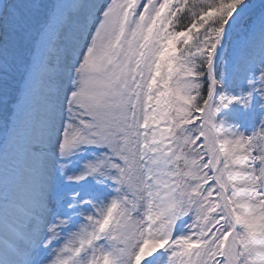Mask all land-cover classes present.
I'll return each instance as SVG.
<instances>
[{
  "label": "snow or ice",
  "instance_id": "6c2138e0",
  "mask_svg": "<svg viewBox=\"0 0 264 264\" xmlns=\"http://www.w3.org/2000/svg\"><path fill=\"white\" fill-rule=\"evenodd\" d=\"M253 93L264 0H0V264H264Z\"/></svg>",
  "mask_w": 264,
  "mask_h": 264
},
{
  "label": "bare ground",
  "instance_id": "6f19581e",
  "mask_svg": "<svg viewBox=\"0 0 264 264\" xmlns=\"http://www.w3.org/2000/svg\"><path fill=\"white\" fill-rule=\"evenodd\" d=\"M246 50H248L246 48ZM237 90V87H231L230 92H233ZM238 102H233L226 107V117L224 120V126L225 127H231L234 129H238L241 132L246 133V130L249 129V134L257 128H259L262 124H264V108L260 107V105L253 104V108L247 107V109L241 110V106L239 108L235 109V104ZM234 105V106H233ZM234 109V110H233ZM234 111V112H233ZM233 117V121H231V117ZM230 120V121H229ZM164 264H167V258H165Z\"/></svg>",
  "mask_w": 264,
  "mask_h": 264
},
{
  "label": "rangeland",
  "instance_id": "374dc122",
  "mask_svg": "<svg viewBox=\"0 0 264 264\" xmlns=\"http://www.w3.org/2000/svg\"><path fill=\"white\" fill-rule=\"evenodd\" d=\"M200 2H202V0H200ZM185 23H187V20H185ZM238 41H239V43H238ZM254 42L258 47V44H259V37L258 36L254 38ZM246 48L248 49V46L245 44V42L243 40H241V38H239V37L235 38L233 41V44L229 47V51L227 54V59H228L229 63L231 64L233 61L244 60L248 55V50H246ZM242 87H243L245 93L247 91H249V87L247 84L242 85ZM229 90H230V88L227 89V93L230 95H240L241 94L239 88H237V90H235L233 92H230ZM235 102H238L237 104H235V106L233 105L235 107V109L239 108V106H241L242 107L241 110H244V111L247 109V107H251L253 104H257V103L260 105V107L264 108V98H262L258 93H253V99H252L250 105L247 107L244 104L240 103L239 101H234V103ZM252 108H253V106H252ZM225 113H226V107L221 108L220 112L217 115V122H220V121L224 122L225 117H226ZM230 117H231V121H233L232 120L233 116L230 115ZM249 133H250L249 129H247L246 134H249ZM2 136H3V131L0 130V138H2Z\"/></svg>",
  "mask_w": 264,
  "mask_h": 264
}]
</instances>
